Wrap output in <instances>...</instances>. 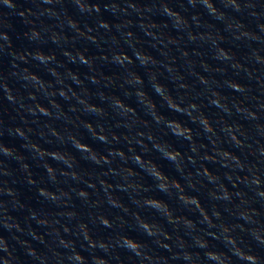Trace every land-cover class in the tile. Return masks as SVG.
<instances>
[{"label": "clouds", "instance_id": "9594fccd", "mask_svg": "<svg viewBox=\"0 0 264 264\" xmlns=\"http://www.w3.org/2000/svg\"><path fill=\"white\" fill-rule=\"evenodd\" d=\"M242 79L264 93V0H0V264H21L9 240L34 264H264V99Z\"/></svg>", "mask_w": 264, "mask_h": 264}]
</instances>
